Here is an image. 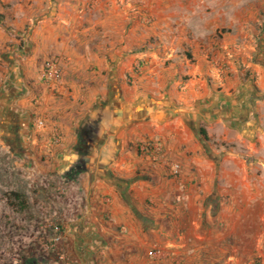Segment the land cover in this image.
<instances>
[{"label":"crops","instance_id":"crops-1","mask_svg":"<svg viewBox=\"0 0 264 264\" xmlns=\"http://www.w3.org/2000/svg\"><path fill=\"white\" fill-rule=\"evenodd\" d=\"M12 12L26 28L0 53V145L37 186L31 226L59 228L52 264H264V0Z\"/></svg>","mask_w":264,"mask_h":264},{"label":"rangeland","instance_id":"rangeland-1","mask_svg":"<svg viewBox=\"0 0 264 264\" xmlns=\"http://www.w3.org/2000/svg\"><path fill=\"white\" fill-rule=\"evenodd\" d=\"M21 0H0V53L10 45L22 47L21 33L26 27H18L12 20V9ZM16 32V35L11 32ZM10 37H12L10 39ZM14 158L0 145V264H52V239L44 236L52 235V229L59 228L47 224L44 229L30 222L36 220L37 205L31 193L37 186L30 183L28 173L18 164H13ZM12 189L24 191L29 200V208L18 213L9 209L3 201L2 193ZM37 221V220H36ZM35 221V222H36Z\"/></svg>","mask_w":264,"mask_h":264},{"label":"built area","instance_id":"built-area-1","mask_svg":"<svg viewBox=\"0 0 264 264\" xmlns=\"http://www.w3.org/2000/svg\"><path fill=\"white\" fill-rule=\"evenodd\" d=\"M41 76L46 80H58L61 76L60 67L54 59H47L43 62ZM35 124L37 127L43 126L42 120H36ZM138 151L141 153H147L149 149L154 148L151 143L140 142L137 144ZM168 175L173 178H178L181 174L180 165L176 162L168 163L167 166ZM57 229V228H56ZM152 256H160L159 249H153L151 252ZM14 264H17L14 262Z\"/></svg>","mask_w":264,"mask_h":264},{"label":"trees","instance_id":"trees-1","mask_svg":"<svg viewBox=\"0 0 264 264\" xmlns=\"http://www.w3.org/2000/svg\"><path fill=\"white\" fill-rule=\"evenodd\" d=\"M203 139L208 140L205 132L201 130ZM4 204L11 210L23 213L29 208V200L26 193L20 189H12L2 193Z\"/></svg>","mask_w":264,"mask_h":264}]
</instances>
